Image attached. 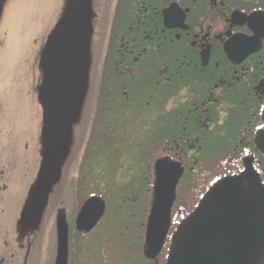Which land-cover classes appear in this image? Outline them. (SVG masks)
<instances>
[{
	"label": "flooded vegetation",
	"instance_id": "1",
	"mask_svg": "<svg viewBox=\"0 0 264 264\" xmlns=\"http://www.w3.org/2000/svg\"><path fill=\"white\" fill-rule=\"evenodd\" d=\"M72 1L63 0L61 18ZM76 2L91 9V65L67 145L54 139L56 129L45 120L41 66L37 91L29 92L40 107L36 145L24 134L14 136L13 110L3 117L0 102V264H36L44 237L46 264H56L60 211L69 226L67 264H164V247L153 259L144 253L156 161L181 165L176 199L186 176L216 182L241 175L246 160L264 184V0ZM96 35L103 38L99 61ZM90 90L91 121L79 133ZM61 153L59 180L35 222L28 211L40 171ZM102 174H114L117 186L102 189ZM93 197L105 202L104 214L90 231H80L78 214ZM109 208L132 211L128 218L140 233L144 226L142 252L131 231L116 235L120 225L106 229Z\"/></svg>",
	"mask_w": 264,
	"mask_h": 264
},
{
	"label": "water",
	"instance_id": "2",
	"mask_svg": "<svg viewBox=\"0 0 264 264\" xmlns=\"http://www.w3.org/2000/svg\"><path fill=\"white\" fill-rule=\"evenodd\" d=\"M7 0H0V19ZM91 9L76 0L59 20L40 57L43 81L40 102L45 120L56 129L54 139L62 148L71 139L88 87L91 65ZM264 150V147H261ZM60 157L43 164L36 183L29 217L37 222L53 185L61 173ZM246 170L215 182L175 234L166 264H264V184L245 161ZM154 186L148 216L144 253L156 258L165 245L172 222L177 186L183 175L179 163L167 158L154 165ZM105 202L90 198L77 218L80 231H90L102 218ZM56 264H67L69 226L60 211L56 223Z\"/></svg>",
	"mask_w": 264,
	"mask_h": 264
},
{
	"label": "rangeland",
	"instance_id": "3",
	"mask_svg": "<svg viewBox=\"0 0 264 264\" xmlns=\"http://www.w3.org/2000/svg\"><path fill=\"white\" fill-rule=\"evenodd\" d=\"M62 6L63 0H7L0 19V102H2L1 107L4 108L2 114L5 117L11 109L13 110L11 115L14 119L9 124L15 125L13 126L16 131L14 136L20 138L24 134L28 137L27 140L31 139L32 146L37 144V138L34 135L40 107L37 98L29 92L37 91L41 81L39 56L52 28L61 19ZM95 39L93 52L99 61L103 58V38L96 35ZM92 90L88 93V104L80 122L79 133L91 121L90 115L94 108ZM16 108L21 109L17 112ZM107 170L110 171V169ZM101 181H106L101 186L102 189H114L117 186L114 174L112 176L102 174ZM98 183L95 180V184ZM90 187L95 188L92 185ZM130 223L134 225V221ZM130 236L135 237L136 232L131 231ZM90 241L92 237L87 239V242ZM47 245L48 239L44 237L36 254V264L47 263Z\"/></svg>",
	"mask_w": 264,
	"mask_h": 264
},
{
	"label": "trees",
	"instance_id": "4",
	"mask_svg": "<svg viewBox=\"0 0 264 264\" xmlns=\"http://www.w3.org/2000/svg\"><path fill=\"white\" fill-rule=\"evenodd\" d=\"M150 168L152 169V164L149 165ZM189 179L187 178V176L181 180L179 187H178V197L176 199L173 211H172V225L169 231V235L167 237L164 249H163V263L165 264L168 253H169V249L173 240V237L175 236V234L178 231V228L180 227L182 221L188 216L190 215L199 199L202 197V195L207 191V189L215 182V179H206V178H200V177H194L192 180L188 181ZM148 184H149V188H151V184H152V179H148ZM151 193L149 191V196H148V204H150V199H151ZM149 207V206H148ZM132 211L130 210H114L109 208L106 215H105V222L107 223L106 229L110 231V229L112 230V227L115 225H120V229L117 228L115 230V233L112 234H116L118 235L119 232L121 233V235H125L128 234L129 231H134L136 232V236L137 238V243H136V247L140 246V250L142 252V245H143V237H144V226L141 225L142 230L141 233L140 231L135 230V224H130L128 222H131L128 216H130V218H132L131 214ZM142 212H140L141 214ZM133 214V213H132ZM148 211L142 213L140 216V222H145V219L147 217ZM139 216V217H140Z\"/></svg>",
	"mask_w": 264,
	"mask_h": 264
}]
</instances>
